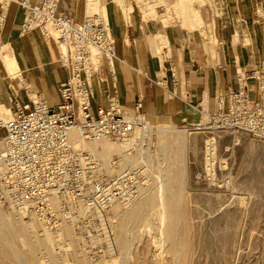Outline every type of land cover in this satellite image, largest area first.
Wrapping results in <instances>:
<instances>
[{
    "label": "rangeland",
    "instance_id": "1",
    "mask_svg": "<svg viewBox=\"0 0 264 264\" xmlns=\"http://www.w3.org/2000/svg\"><path fill=\"white\" fill-rule=\"evenodd\" d=\"M1 2L5 10L7 0ZM97 2L116 13L132 9L131 22L142 20L143 14L153 19V28L145 27L147 33L158 32L166 18L172 23L169 27L202 42L216 69L235 66L233 25L238 12L232 5L225 7L226 0H94L93 9L86 5L89 15L101 13ZM85 3L82 0L83 7ZM228 10L232 19L223 21ZM106 15L110 20V11ZM193 17L204 20L206 32L181 28L178 21ZM206 33L218 37L213 45L224 49V55H216ZM56 63L62 65L60 59ZM100 89L105 92L108 84ZM202 117L201 112L196 121L147 120L142 115V124L151 128L149 147L132 153L124 141L110 139L121 150L108 153L106 161L120 157L122 166L145 162L151 177L138 194L142 199L149 193L139 202L142 209L134 216H119L110 208L104 230L83 235L68 225L51 230L33 214L0 202V264H264V140L245 132H210L189 125ZM163 131L169 135L165 151ZM4 134L3 128L0 153ZM96 146L103 148L101 143ZM120 203L126 209L130 202Z\"/></svg>",
    "mask_w": 264,
    "mask_h": 264
},
{
    "label": "built area",
    "instance_id": "2",
    "mask_svg": "<svg viewBox=\"0 0 264 264\" xmlns=\"http://www.w3.org/2000/svg\"><path fill=\"white\" fill-rule=\"evenodd\" d=\"M16 2L23 10L21 33L39 30L44 37L56 35L66 46L59 56L68 75L58 83L56 105L40 91L27 102L16 101L9 118L0 110V128L5 130L0 202L33 214L51 230L65 225L82 235L104 230L112 205L135 199L149 184L151 171L145 162L122 166L120 157L105 168L96 153L76 147L68 132L77 127L86 140L124 141L129 153L148 148L151 128L142 124L144 100L139 96L126 104L116 92L107 102L95 100V53L110 64V76L116 80V39L108 17L88 15L86 6L84 19L77 21L60 9L61 0ZM6 19L7 10L1 9L0 25ZM155 81L165 85L164 80ZM201 113L203 117L189 125L264 140V58L252 70H237L236 86L218 92L214 109L202 108Z\"/></svg>",
    "mask_w": 264,
    "mask_h": 264
},
{
    "label": "crops",
    "instance_id": "3",
    "mask_svg": "<svg viewBox=\"0 0 264 264\" xmlns=\"http://www.w3.org/2000/svg\"><path fill=\"white\" fill-rule=\"evenodd\" d=\"M1 1L0 10H4ZM11 1L6 2L7 19L0 27V107L10 109L16 101H29L28 87L44 92L49 103L56 105L60 100L58 83L68 75L67 69L56 63L59 47L39 30L21 33L23 10L16 0L14 3ZM91 1L94 0H86L83 7L82 0H61L60 9L77 21H82L86 5L93 9L94 3ZM97 4L102 13L103 6ZM230 5L238 12L233 25L232 53L235 66L228 65L222 70L216 69L200 40L169 27L172 23L166 18L162 19L163 26L158 32L147 33L145 27L153 28V23L149 22L153 19L143 14L147 25L142 24L143 19L141 22L139 19L131 22L132 9H123L122 13L109 10L111 30L116 39V80L111 78L109 65L104 61L105 73L102 71L96 77L99 88L95 86V100L107 102L116 92L121 102L132 104L141 96L144 100L142 115L147 120L170 117L196 121L202 108L212 111L217 93L229 86H236L237 69L252 70L264 58V0H226L224 6L229 9ZM104 8L107 14V4ZM229 19L232 17L228 10L223 21ZM178 22L188 32H206L204 20L193 17ZM206 34L215 50L213 44L218 41V37ZM7 52L12 57L10 63L4 58ZM215 53L224 55L225 50H215ZM163 72L164 76L161 75ZM105 74L110 77L108 80ZM158 78L163 79L165 85L157 84L155 80ZM105 83L108 84V90L101 92L100 87ZM0 130L1 137L3 128Z\"/></svg>",
    "mask_w": 264,
    "mask_h": 264
},
{
    "label": "bare ground",
    "instance_id": "4",
    "mask_svg": "<svg viewBox=\"0 0 264 264\" xmlns=\"http://www.w3.org/2000/svg\"><path fill=\"white\" fill-rule=\"evenodd\" d=\"M105 5H103V7H102V13L100 14V15H102V16H104V17H106V10H105ZM195 10H197V9H195ZM193 13H195L194 12V10H193ZM197 13H199V11H197ZM200 14V13H199ZM89 15V14H88ZM2 25H0V27H1ZM48 39H50V40H53L54 42H55V44L59 47V53H60V51H65V49H66V46L63 44V43H61V42H59L58 40H57V36L56 35H52L51 37H49ZM0 50H2V46H0ZM1 52V51H0ZM3 52V51H2ZM4 58L10 63L11 62V55L10 54H8V53H5V56H4ZM59 59H60V56H59ZM94 63H95V65H96V67L99 69V74L97 75V76H99L102 72H100V71H103V67H102V63H103V56H102V54L100 53V52H97L95 55H94ZM13 66V65H12ZM109 67H110V64H109ZM112 69V68H111ZM12 72H14L13 71V69H12ZM96 76V77H97ZM26 87H28V86H26ZM28 89H30V94H31V96L32 97H34V98H36L37 96H38V93H37V91H33L30 87H28ZM4 110V109H3ZM4 114H5V116H4V114H3V117L4 118H9V117H11V115H12V113H11V111H10V109H8V108H6L4 111ZM11 113V114H10ZM182 127H184V129H186V127L188 128L189 126H187V125H183ZM194 129H197V128H195V127H193ZM161 133V132H160ZM68 135H69V138H70V140L72 141V143L76 146V147H86L89 151H92V152H94V153H96L98 156H99V158L101 159V161H102V164H103V166L105 167V168H107L108 166H109V164H110V162L109 161H106L105 159V157L107 156V154L108 153H111V152H113V151H116V150H121V145L119 144V143H114V142H111L110 141V139L111 138H109V137H105V138H102V139H100V140H96V141H94V140H86L85 138H83L82 137V135H81V133H80V131H79V129L77 128V127H72L70 130H69V132H68ZM168 133H167V131H163L162 133H161V140H162V142H163V145H162V151H165L166 150V148H167V145H166V142H167V139H168ZM98 143H101L102 144V146H103V148L102 149H98L97 148V146H96V144H98ZM3 152V151H2ZM2 152L0 153V156H1V154H2ZM164 153V152H163ZM124 163V161L123 160H121V165H124L123 164ZM3 167H4V163H3V161H2V159H1V157H0V169H3ZM174 177V176H173ZM172 177V178H173ZM174 178H176V177H174ZM174 180V179H173ZM143 191V190H142ZM146 193V192H145ZM149 194V193H148ZM148 194H142V199L144 198V199H146V198H148L147 197V195ZM142 199H139V195L135 198V199H133V200H130V201H128V202H130L129 204H128V206L126 207V209H123L122 208V203H120V202H118V203H115L114 205H112V210H114V212L117 214V215H122V214H128V215H132V216H134V215H136L141 209H142V206H141V203L139 204V202H140V200H142ZM131 201H133V202H131ZM128 202H125V203H128ZM143 203V202H142ZM23 212H25V211H23ZM29 213V212H28ZM126 214V215H127ZM165 214L166 213H164V215L163 216H165ZM28 217H29V215H28ZM27 217V218H28ZM30 218H32V217H30ZM29 219V218H28ZM30 225H31V223H29ZM26 226V225H25ZM32 226V225H31ZM33 227V226H32ZM34 228V227H33ZM30 229H32V228H30ZM61 230V229H60ZM59 231V230H58ZM36 233L37 234H39L40 235V233H39V231H37L36 230ZM33 234H35V233H33ZM36 234V235H37ZM38 236V235H37ZM41 238L43 237L42 236V232H41ZM38 238V237H37ZM41 238H40V241H41ZM39 241V242H40ZM26 264V263H25Z\"/></svg>",
    "mask_w": 264,
    "mask_h": 264
}]
</instances>
